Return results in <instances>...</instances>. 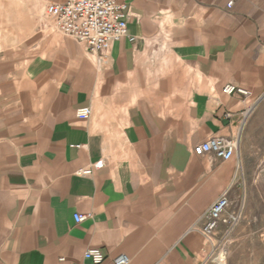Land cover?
<instances>
[{"label":"crops","instance_id":"obj_1","mask_svg":"<svg viewBox=\"0 0 264 264\" xmlns=\"http://www.w3.org/2000/svg\"><path fill=\"white\" fill-rule=\"evenodd\" d=\"M63 1L0 0V264H216L201 217L238 190L237 152L193 149L264 97V0H118L127 36L96 55L46 14Z\"/></svg>","mask_w":264,"mask_h":264},{"label":"built area","instance_id":"obj_2","mask_svg":"<svg viewBox=\"0 0 264 264\" xmlns=\"http://www.w3.org/2000/svg\"><path fill=\"white\" fill-rule=\"evenodd\" d=\"M46 14L54 20L61 34L82 44L87 53L91 55L105 53L113 43L127 36L128 6L118 0H64L62 3L48 5ZM222 91L227 95H237L243 98L250 95L245 89L233 85H226ZM90 115L91 110L88 107L77 109L75 112V116L81 120L88 119ZM237 146L235 139L213 136L194 147L193 153L196 156L211 154L218 159L227 161L234 157ZM102 166L100 161L80 170L78 174L89 176L93 171L101 169ZM237 173L238 168L236 167L235 180ZM231 204L229 189H227L203 214L200 232L205 239H212L219 225L230 230L238 224L242 211L241 209L231 211ZM89 218H91L89 214L73 216L75 223H81ZM83 258L92 264H101L105 259L99 249L85 251ZM219 259H221V255L216 257L214 249L211 260L218 261ZM113 263L128 264L129 259L125 255H120L114 259Z\"/></svg>","mask_w":264,"mask_h":264},{"label":"rangeland","instance_id":"obj_3","mask_svg":"<svg viewBox=\"0 0 264 264\" xmlns=\"http://www.w3.org/2000/svg\"><path fill=\"white\" fill-rule=\"evenodd\" d=\"M6 27L15 25L4 24ZM5 33L0 35V48L16 43L11 31ZM237 145L238 190L231 198L230 210L241 209L242 216L233 229L222 225L215 246V256L221 255V259L215 263L264 264V97L243 123Z\"/></svg>","mask_w":264,"mask_h":264}]
</instances>
